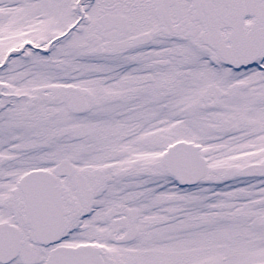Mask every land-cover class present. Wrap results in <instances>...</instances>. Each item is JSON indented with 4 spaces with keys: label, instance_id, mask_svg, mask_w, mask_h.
<instances>
[{
    "label": "snow or ice",
    "instance_id": "obj_1",
    "mask_svg": "<svg viewBox=\"0 0 264 264\" xmlns=\"http://www.w3.org/2000/svg\"><path fill=\"white\" fill-rule=\"evenodd\" d=\"M0 264H264V0H0Z\"/></svg>",
    "mask_w": 264,
    "mask_h": 264
}]
</instances>
